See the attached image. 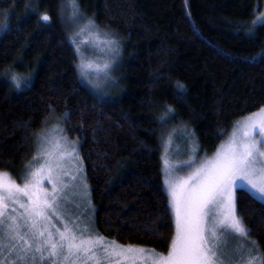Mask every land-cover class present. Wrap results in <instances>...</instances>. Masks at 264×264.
I'll return each instance as SVG.
<instances>
[{
	"label": "trees",
	"instance_id": "16d2710c",
	"mask_svg": "<svg viewBox=\"0 0 264 264\" xmlns=\"http://www.w3.org/2000/svg\"><path fill=\"white\" fill-rule=\"evenodd\" d=\"M76 3L78 15L71 0H0V172H24L56 118L79 142L98 235L165 255L176 226L163 144L187 129L207 157L239 118L264 107V23L256 22L264 0ZM71 10L119 42L117 82L106 95L80 79ZM12 75L28 78L21 89ZM165 106L174 111L161 127ZM235 197L264 261V203L246 191Z\"/></svg>",
	"mask_w": 264,
	"mask_h": 264
},
{
	"label": "snow or ice",
	"instance_id": "6c2138e0",
	"mask_svg": "<svg viewBox=\"0 0 264 264\" xmlns=\"http://www.w3.org/2000/svg\"><path fill=\"white\" fill-rule=\"evenodd\" d=\"M71 4L78 15L76 0H71ZM49 19L46 14L41 17L44 22ZM257 22L264 23V20ZM89 25L95 27L91 21ZM4 27L0 24V30ZM106 42L115 43L110 39ZM80 67L83 69L84 66ZM88 69L99 80L110 82L111 64L95 68L89 64ZM27 79L11 77L17 90ZM177 88L186 91L182 84H177ZM173 111L171 106H165L158 118L161 127L167 125ZM255 116L258 118L250 116L246 119L242 135L234 134L225 151H218L215 157L206 159L190 172L187 179L167 182L171 197L169 207L176 225L167 255L131 245H117L114 241L107 243L102 236L92 235L87 227L77 231L65 223L61 230L51 223L53 217L61 220L58 212L61 201L68 198L66 189L69 187L51 172L64 166L66 156L78 160V153L76 145L68 143L59 125L46 129L37 137L38 152L47 151L51 144L59 157L54 164H49L50 174L44 177L53 185L51 192L42 187V168L31 171L30 164L22 186L8 173H0V255L7 251L8 256L4 264L9 261L11 264H254V253L247 261L242 252L226 260L224 250L229 238L246 239L250 235V229L236 212L235 192L246 191L264 201V109ZM185 132L192 135L187 129ZM168 143H172L171 133ZM187 163L192 165V161ZM10 204H19L24 211L18 216L13 215L17 210L13 207L10 213ZM220 208H225L226 212H221L217 218Z\"/></svg>",
	"mask_w": 264,
	"mask_h": 264
},
{
	"label": "rangeland",
	"instance_id": "374dc122",
	"mask_svg": "<svg viewBox=\"0 0 264 264\" xmlns=\"http://www.w3.org/2000/svg\"><path fill=\"white\" fill-rule=\"evenodd\" d=\"M74 14L75 12L72 13L71 10V15H69L68 20L70 21V23H73L70 37L71 41L74 44V52H76L77 55L76 63L78 68V74H80V79L83 81V83L87 85L92 91H97L102 95H106V90H109V87L115 86V83L117 82L118 73L116 69L119 64L121 47L114 35H111L110 33L105 32L103 30L99 31L96 27H92L91 25H89V20H77L76 15ZM260 20H264V14L262 19ZM257 21L258 20H256V22ZM109 39L115 41V43L108 44L106 41ZM105 63L111 64V80L107 83L102 80H99L96 75L92 74L88 69L89 64H91L93 68H95L97 65L102 66ZM81 65L84 66L83 69H81ZM81 72H83V76L81 75ZM261 109H264V107H262ZM260 110L250 113V115H247L245 117L239 118V120H237L230 129L228 136L218 145L216 151L211 155H208L207 157L200 155V148L198 147V143L193 139L192 136H188L185 131H178V133H173L171 144L168 143V137L166 138L163 144L164 151L162 158V171L164 174L163 182H165L167 193L169 195V204L171 197L168 191L167 182H179L182 179H187L190 172L193 171L196 167H199L200 164L206 159H212L213 157H215L218 151H225L234 134H236L237 136L242 135V125L246 121V119L250 116L258 118L255 116V114L260 113ZM56 125H59L63 132L66 134L62 124L60 125L56 118L53 117L50 118L49 122L44 126V129L41 132H45L46 129L54 127ZM67 141L70 145H76L78 160L73 159L71 156H66V163L64 164V166L58 169H53L51 172V175L53 177L59 176L60 179L69 186L66 189L68 198L66 200L61 201V208L58 212V215L61 216V220H57L55 217H53L51 223L54 224L56 228H60L61 230H63L65 223L77 231L87 227L92 233V235L96 236L98 235V233L93 227L94 207L91 201L89 186L87 185L85 175L83 174V165L81 163L80 154L78 152L79 142L71 140L68 137ZM35 143V151L33 152V156L30 161L26 164L25 171L21 172V174L17 176H13L9 173L8 174L13 181L22 186L24 183V178L29 172L28 166L30 164L31 171H36L37 169L42 168L43 171L40 173L42 187L47 188L51 192L53 185L49 183L48 179H45L44 177H47L50 174L49 164H54L59 159L56 154L57 150L51 144H49L47 146V151L38 152L37 138ZM60 143L63 144L62 141H60ZM165 161H167V164L165 163ZM188 161H192V165H189L187 163ZM72 176H75L76 179H71ZM23 199L26 201L27 198L24 197ZM88 201H90V206L88 205ZM262 202L264 203V201ZM13 207H15L17 210L16 213H13V215L18 216L19 213L24 211L22 208L19 207V204H10V213ZM221 212H226V209H217V218H220L219 214ZM61 221H63V223ZM49 227L51 231L55 232V228H51V225H49ZM104 240L107 243H111L105 238ZM5 243H7V241H5ZM241 252L243 253L246 261L248 260L249 256L253 253L254 264H261V262L263 261V256L261 255L258 245H256V243L249 237V235L246 239L237 237L229 238L227 241V247L224 250L225 259L227 260L233 257H237L238 254ZM6 259H8L7 251L0 255V264H4V261ZM9 264H11V261H9ZM65 264H67V262H65ZM77 264H79V262H77Z\"/></svg>",
	"mask_w": 264,
	"mask_h": 264
}]
</instances>
